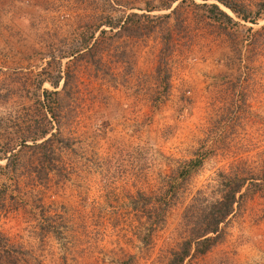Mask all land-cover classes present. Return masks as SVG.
I'll use <instances>...</instances> for the list:
<instances>
[{"label": "rangeland", "instance_id": "374dc122", "mask_svg": "<svg viewBox=\"0 0 264 264\" xmlns=\"http://www.w3.org/2000/svg\"><path fill=\"white\" fill-rule=\"evenodd\" d=\"M235 1L253 21L215 0H0V138L31 124L22 106L80 65L62 93L53 170L38 179L39 150L13 141L0 153V167L18 162L13 179L0 172V264H169L184 210L230 173L248 191L219 241L182 264H264V0ZM203 3L239 25L214 23ZM84 39L100 42L82 60ZM172 183L164 222L144 239Z\"/></svg>", "mask_w": 264, "mask_h": 264}, {"label": "trees", "instance_id": "16d2710c", "mask_svg": "<svg viewBox=\"0 0 264 264\" xmlns=\"http://www.w3.org/2000/svg\"><path fill=\"white\" fill-rule=\"evenodd\" d=\"M171 2H175L176 0H170ZM202 1H209V0H202ZM220 5L225 7L227 10H229L237 19L247 21V20H254L253 17H255V14H253L249 8H247L246 5L239 1L235 0H215ZM200 8L207 9V11H210L213 15V17H209V19L213 20L214 23H216L219 20L225 19L226 21L230 23H235L236 25H239L236 22H233L232 18L224 11L222 10L217 4H206L203 3ZM148 11H151L148 10ZM148 15H137V14H130L129 18H138L141 17L146 18ZM167 16V15H165ZM149 19V18H147ZM234 24V25H235ZM124 25V24H123ZM121 26V32L117 34H121L122 31L126 30V27ZM136 28L138 29L140 26L138 23H135ZM147 28V27H144ZM153 28V27H150ZM152 31V29H150ZM149 30H146L145 32H148ZM106 35L105 31H102L101 36H99L100 39H103V37ZM105 38H107L105 36ZM100 41L96 40L93 42L91 46H88L87 39H84L81 41V43L84 45L83 49L81 51H84L83 54L81 53V59L85 60L87 57L86 55H89L91 52H93L92 48L97 47L98 43ZM79 66H75L74 64L68 65L65 69V76L63 77V86L58 91L55 90L57 86L59 85V82H53L52 87L53 90H43L41 94V98H38L34 101V105L30 108L28 106H22V108H26L25 114H27L30 117V114L35 116L36 118L31 122V124H28L25 127H20L17 130V133L15 135L14 139L8 140L7 136H3L5 138H0V142L3 145L0 147V153L6 154L7 150H11L9 147V143L15 142L16 144L22 146L25 149H35L39 150L38 152L34 151V154L37 153L38 155V161L36 169V174L38 176V179H41V176L45 175L53 170V161H54V151L52 148L53 141L60 140V134H61V120L62 116L61 113L64 110L63 101L64 98L62 96V93L64 91L66 92L68 85L75 86V83H72V80L70 79L73 77V75H76V71L78 70ZM31 120V117H30ZM39 120V122H38ZM38 123V124H37ZM41 141V142H39ZM27 142L31 144H27ZM50 145V146H49ZM198 156V155H197ZM6 158V157H5ZM7 159V158H6ZM201 162L200 159L197 157L194 159L189 160L184 167H182L179 175L182 177V179L185 177L186 174L189 172V168L193 167L196 163V165H199ZM18 169V162L15 158L7 159L6 164L3 167H0V172H2V175L4 177L10 176L12 179L11 173L16 172ZM2 175L0 174V178H2ZM246 177L238 174H226L222 175L220 177V181L218 185L216 186L215 194L217 195L215 198H212V200H209V195L206 194L204 191L197 192V195L192 199L191 204L187 206V208L184 210L182 215V239L183 241L180 243L179 247L176 251L172 253V261H170L169 264H182L183 260L189 255L191 251H193L195 254H204L208 250H210L220 239V231L219 226L223 223H225L229 216L232 215V213L235 210V206L238 205L239 200L246 194L249 188L246 187L245 192L241 193V190L246 184ZM255 184L254 186L261 188L263 190V187H261L258 183H252ZM179 184H170L168 187V191H165L163 194L164 197H161L158 199L157 207H150V211L153 217H155V221L153 223L148 224V229H144V239H148L150 237L151 233L157 230L163 222L164 217L166 214V211H162L163 207L165 205H160L161 203L166 204L165 196H171L175 197V190ZM262 196H264V191H261ZM4 194L5 191H3L2 188H0V211L2 210V207H4ZM141 197V196H140ZM210 198V197H209ZM16 202L20 203V200H17ZM142 200H144L145 205L149 204L151 202L148 197H141ZM13 203L9 204L8 206H11ZM160 225V226H159ZM149 240V239H148ZM2 246V247H1ZM6 247L3 238L0 237V250ZM4 250V249H3ZM1 252V251H0ZM7 254V253H6Z\"/></svg>", "mask_w": 264, "mask_h": 264}]
</instances>
